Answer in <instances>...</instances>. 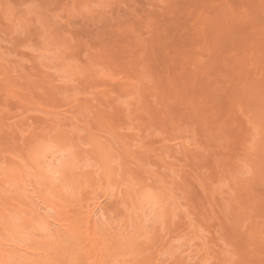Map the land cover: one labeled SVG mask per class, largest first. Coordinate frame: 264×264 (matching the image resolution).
<instances>
[{"label": "rangeland", "instance_id": "rangeland-1", "mask_svg": "<svg viewBox=\"0 0 264 264\" xmlns=\"http://www.w3.org/2000/svg\"><path fill=\"white\" fill-rule=\"evenodd\" d=\"M260 1L0 0V213L21 229L0 217L9 264H102L93 230L107 264H264ZM43 140L64 164L36 168ZM14 165L33 199L5 182ZM85 201L102 210L83 223ZM54 237L62 256L35 250Z\"/></svg>", "mask_w": 264, "mask_h": 264}, {"label": "bare ground", "instance_id": "bare-ground-1", "mask_svg": "<svg viewBox=\"0 0 264 264\" xmlns=\"http://www.w3.org/2000/svg\"><path fill=\"white\" fill-rule=\"evenodd\" d=\"M227 1V0H226ZM248 1V0H247ZM256 1V0H255ZM262 1V0H261ZM260 1V2H261ZM228 2H230V1H228ZM254 2V1H253ZM223 5V4H222ZM252 5V4H251ZM263 5V4H262ZM215 6V5H214ZM225 6V5H224ZM228 6H230V5H228ZM223 6H221V7H219V9L220 8H222ZM230 7H232V6H230ZM229 7V8H230ZM250 7V6H249ZM260 7V6H259ZM262 7V6H261ZM224 8V7H223ZM246 9V8H245ZM244 9V10H245ZM252 9H254V8H252ZM252 9H251V11H252ZM225 10V9H224ZM220 11V10H219ZM218 11V12H219ZM232 11V10H231ZM200 12V11H199ZM222 11H220V13H221ZM224 12V11H223ZM229 12V11H228ZM237 12H239V11H237ZM236 12V13H237ZM250 12V11H249ZM202 13V12H201ZM214 13V12H213ZM235 13V12H234ZM226 14V13H225ZM228 14V13H227ZM226 14V15H227ZM231 14V13H230ZM238 14V13H237ZM245 14H247V15H249L248 14V12L247 13H245ZM215 15V14H214ZM221 15H224V14H221ZM243 15H244V12H243ZM228 16V15H227ZM227 16H224V20L225 21H223L225 24V28L227 29V27H228V24L229 23H227V19L229 20V18L227 17ZM233 16V15H232ZM194 17H195V15H194ZM200 17V16H199ZM215 17H217V16H215ZM250 17V16H249ZM218 18V17H217ZM248 18V17H247ZM252 18V17H251ZM201 19H203V18H201ZM208 19V18H207ZM220 19V18H219ZM231 20H229V21H232L233 19L232 18H230ZM209 20V19H208ZM213 21H214V19H212ZM210 22V21H209ZM208 22V23H209ZM215 22V21H214ZM213 22V23H214ZM219 22V21H218ZM239 22V21H238ZM214 25H215V23H214ZM221 25V24H220ZM226 25H227V27H226ZM242 25V24H241ZM217 26V25H216ZM222 26V25H221ZM229 27H230V24H229ZM229 27H228V29H229ZM256 28H257V26H256ZM253 29V28H252ZM205 30V29H204ZM254 30H255V28H254ZM220 31H222V29L220 30ZM232 31V30H231ZM219 32V31H218ZM228 33V32H227ZM227 35V34H226ZM229 35V34H228ZM233 43V42H232ZM255 43V42H254ZM217 44V43H216ZM244 44V43H243ZM233 47H235V46H233ZM218 50H220V49H218ZM197 63V62H196ZM176 79V78H175ZM94 144V143H93ZM98 145V144H97ZM48 146V144H46V140L44 141H42L40 144H37V146L36 147H34L33 148V150H32V152H31V156H32V161H33V163H37V164H34L35 166L36 165H38V163H39V161H38V159H39V155H42L44 158L45 157H48V159L49 158H51L52 160H51V164H52V161L54 160V159H57V157L56 156H58V160L56 161L57 163H60V162H62L63 164H64V160L62 161L60 158L63 156L62 154H60L59 153V155H56V152H54V151H51V150H49L50 149V147L48 148L47 147ZM99 146V145H98ZM98 146H97V149H96V145H95V150H99L98 152H100L101 150H100V148H98ZM103 149V148H102ZM41 150V151H40ZM96 151V152H97ZM103 151H105V150H103ZM39 152H40V154H39ZM97 152V153H98ZM104 153V152H103ZM106 154H107V152H105ZM98 154H101V155H103L102 154V152L101 153H98ZM105 154V155H106ZM39 156V157H38ZM107 156V155H106ZM105 156V157H106ZM65 157H66V155H65ZM105 157H104V155L102 156V158L105 160ZM47 159V158H46ZM107 159H108V157H107ZM103 161V160H102ZM106 161V160H105ZM41 162H43V161H41ZM108 163V162H107ZM63 164L62 165H59V166H57L56 165V163H55V165L57 166L56 168H61V166H63ZM41 165V164H40ZM39 165V166H40ZM106 165V164H105ZM45 167H48V166H45ZM107 167V166H106ZM105 167V168H106ZM36 168H38V166H36ZM42 168H44L43 166H42ZM55 168V169H56ZM8 170H9V172H7L6 173V175H5V182L6 181H14L15 183L17 182L18 184L20 183L21 185H23L25 188H26V193H29V194H27V195H29L32 199H33V195L34 194H32V196H31V191L29 190V188H28V184H27V179H26V174H25V172L21 169V167H19V166H17V165H14L13 167H10V168H8ZM37 170V169H36ZM40 170H42V171H44L43 169H40ZM47 170V171H46ZM45 170V172H48L49 174H52V175H55L56 174V176H55V178L54 179H57V180H60V181H69L71 184H74V181L72 180V181H70V173L68 174V172L67 173H61L60 171V169L59 170H54L53 168H52V165H51V168L50 167H48L47 169ZM42 171H41V173H42ZM4 172V171H3ZM108 172V171H107ZM87 173V172H86ZM89 173V172H88ZM92 173V172H91ZM105 173H106V171H105ZM104 173V174H105ZM106 174H108V173H106ZM43 175H46V174H44L43 173ZM69 175V176H68ZM90 175V174H89ZM88 175V177L86 176V179H87V181H89L90 183H93V182H91V177L92 176H89ZM103 176V175H102ZM110 176V175H109ZM54 177V176H53ZM69 177V178H68ZM105 177V176H104ZM107 177V176H106ZM29 178V177H28ZM72 178V177H71ZM73 179V178H72ZM107 179H109V177L107 178ZM59 181V182H60ZM67 181V182H68ZM4 182V181H3ZM4 182V183H5ZM31 183V182H30ZM66 183V182H65ZM89 183V184H90ZM68 184V183H67ZM94 184V183H93ZM34 185V184H33ZM34 189V188H33ZM33 189H31V190H33ZM248 189V188H247ZM152 191V190H151ZM148 192V194H143L144 195V197H146V199L147 200H149V201H152V200H157L158 198V196L156 195V194H150V193H153V192H155V191H153V192ZM35 194H36V191H35ZM37 194H39V193H37ZM36 194V195H37ZM42 195V194H41ZM28 196V197H29ZM87 196V195H86ZM157 196V197H156ZM106 197V196H105ZM108 197V196H107ZM35 198V197H34ZM37 198V197H36ZM35 198V199H36ZM41 198H42V196H41ZM88 199H90V198H88ZM88 199H83V200H88ZM92 199V198H91ZM90 199V200H91ZM38 200V199H37ZM41 200V199H40ZM40 200H38V201H40ZM42 200H44V199H42ZM45 201V200H44ZM81 201V200H80ZM89 201V200H88ZM149 201H148V203H149ZM42 202V201H41ZM45 203V202H44ZM50 203V202H49ZM101 202H98L96 205L97 206H95L94 207V209L93 210H90L89 209V211H87L86 210V201L82 204V208H84L85 209V211L83 210L82 212H83V214L84 213H86L87 214V217H85V218H81V219H83L82 221H83V223H86V221L87 220H89V216H94V215H97L101 210H102V208L100 207V204ZM133 203V202H132ZM37 204V203H36ZM46 204V203H45ZM35 205V204H34ZM43 205V204H42ZM44 206V205H43ZM150 206V205H149ZM148 206V207H149ZM39 207V210H47L48 209V207L46 206H44L43 208L41 207V205L40 206H38ZM51 207H52V205H51ZM136 207V206H135ZM151 207V206H150ZM134 209V208H133ZM136 209H138V207L136 208ZM48 210H52V208L51 209H48ZM46 212V211H45ZM49 213H50V211H48ZM56 212V211H55ZM88 212L89 213H91V212H93L92 214H88ZM52 213V212H51ZM54 214H56V213H54ZM101 215V214H100ZM56 216H58V214H56ZM103 216V215H102ZM0 217L4 220V225H5V227L6 228H8V229H6V230H8V231H13V233L15 232V233H19V231L21 230V229H15V227H14V225H13V223H11L10 221H9V219H8V217L9 218H11L9 215H7V214H5L4 212H1L0 213ZM56 220H54L55 221V223H57V224H59V226H66L65 228L66 229H64V230H62V232L61 233H63L64 235H63V239H64V237H66L67 236V234H69L68 236L70 237V235H75V234H78V229L77 228H79V226L80 225H78V227H77V222L76 223H74V221H69V220H67L66 218H64V219H58V218H55ZM31 220V221H30ZM29 221H30V226H32L33 228H36L38 231H39V233L42 235V238H43V236L44 237H46L47 235V233H46V229L45 228H43V227H41L38 223H36V221L35 220H33V219H30ZM98 220H99V218L98 219H96V228H95V230L97 231V223H98ZM70 223H69V222ZM100 221V220H99ZM25 222H27V221H25ZM66 222H68V224H66ZM80 222V221H79ZM82 223V222H81ZM81 226H83L82 224H81ZM39 227H40V229H39ZM127 228V227H126ZM10 229V230H9ZM46 233V234H45ZM80 233V232H79ZM80 234H82V233H80ZM97 234V233H96ZM95 233H94V230H93V233L91 234V235H93V237L94 238H96V239H94L93 237V239L91 238L90 240H91V242L93 243V241L95 242V246H94V248H92V253L93 254H95L94 255V257H95V259H97L98 260V262H101L102 264H107L105 261L103 262L102 260V257H103V255H100V253H102V252H100L101 250H99V248L97 247L99 244H104V243H101L100 242V240L101 239H98V237H95L94 235H96ZM59 235V234H58ZM66 235V236H65ZM76 237V236H75ZM73 238V237H72ZM72 238L70 237V239L72 240ZM61 239V238H60ZM60 239H58V238H56V237H54V239L53 240H50V241H48V240H46V239H43L38 245H36L35 244V250L37 249V248H39V246H40V249H41V245H43V246H45V248L46 247H48V248H50L51 249V252H50V254H52V253H56V252H58L59 254H61V256H62V253H61V250H62V248L63 247H61V243H60ZM68 238H65L64 240H67ZM62 240V239H61ZM71 240H69V243H70V241ZM74 240V239H73ZM93 240V241H92ZM78 241V240H77ZM67 242V241H66ZM74 242H72L71 244H73ZM76 243V242H75ZM74 243V244H75ZM5 247H10V246H12V244H10L9 242H7V241H5V243H2ZM14 246V245H13ZM38 246V247H37ZM42 246V247H43ZM63 246H65V243H64V245ZM67 246V245H66ZM74 246V245H73ZM11 248V247H10ZM33 248V249H34ZM58 248V250H56ZM29 249H31V247L29 248ZM12 250V249H11ZM14 250H16L17 252H19V251H21V252H24V253H30L31 254V256H36V255H38V252H36V251H32V252H28V250L27 249H24V248H19V249H13V251ZM56 250V251H55ZM72 250V249H71ZM75 250H76V248H75ZM75 250H74V252H75ZM7 251H9V250H7ZM65 253H67V252H65ZM76 253H79V252H77V250H76ZM63 254H64V249H63ZM102 254H104V253H102ZM66 255V254H65ZM79 255H80V253H79ZM79 255H77V258H78V256ZM89 255H91V254H89ZM105 255V254H104ZM49 256V255H48ZM74 256H75V254H74ZM73 256V257H74ZM81 256V255H80ZM84 256V255H83ZM50 257V256H49ZM49 257H47V258H49ZM59 257H60V255H59ZM85 257V256H84ZM89 257V256H88ZM87 257V258H88ZM92 256H90L89 258H91ZM98 258H100V259H98ZM104 258V257H103ZM76 259V258H75ZM7 259H5V257L3 256V254L1 253L0 254V264H9L7 261H6ZM50 260V259H49ZM84 260V259H83ZM88 260V259H87ZM96 260V261H97ZM147 260V259H146ZM150 260V259H149ZM46 261H48V260H46ZM51 261V260H50ZM41 262V261H40ZM39 262V263H40ZM108 262V261H107ZM150 262V261H149ZM51 262H48V264H50ZM15 264V263H14Z\"/></svg>", "mask_w": 264, "mask_h": 264}]
</instances>
